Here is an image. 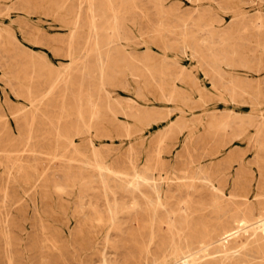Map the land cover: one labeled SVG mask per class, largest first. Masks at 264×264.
Returning <instances> with one entry per match:
<instances>
[{
	"label": "rangeland",
	"instance_id": "374dc122",
	"mask_svg": "<svg viewBox=\"0 0 264 264\" xmlns=\"http://www.w3.org/2000/svg\"><path fill=\"white\" fill-rule=\"evenodd\" d=\"M91 1L0 0V264H264V0Z\"/></svg>",
	"mask_w": 264,
	"mask_h": 264
},
{
	"label": "bare ground",
	"instance_id": "6f19581e",
	"mask_svg": "<svg viewBox=\"0 0 264 264\" xmlns=\"http://www.w3.org/2000/svg\"><path fill=\"white\" fill-rule=\"evenodd\" d=\"M89 1H91V0H89ZM93 1H94V0H93ZM106 1H107V0H106ZM91 2H92V1H91ZM96 2H98V1H96ZM101 2H103V1H101ZM109 2H110V0H109ZM116 2H117V1H116ZM118 2H119V1H118ZM106 4H107V3H106ZM94 5H95V4H94ZM110 5H111V4H110ZM117 5H118V3H117ZM102 6H103V5H102ZM89 7H90V6H89ZM98 7H99V6H98ZM106 7H107V5H106ZM113 8H114V7H113ZM118 8H119V6H118ZM109 9H110V8H109ZM111 9H112V8H111ZM89 10H90V9H89ZM89 10H88V11H89ZM92 10H93V9H92ZM99 10H100V9H99ZM107 10H108V9H107ZM90 11H91V10H90ZM100 11H101V10H100ZM111 12H113V11H111ZM92 13H93V12H92ZM110 14H111V13H110ZM103 15H106V14H103ZM107 15H108V14H107ZM116 15H117V13H116ZM116 15H115V16H116ZM91 16H92V15H91ZM92 17H93V16H92ZM92 17H90V18H92ZM116 18H117V17H116ZM112 19H113V18H112ZM89 21H90V20H89ZM105 21H106V20H105ZM110 21H111V20H110ZM91 22H92V21H91ZM103 22H104V21H103ZM92 23H94V22H92ZM92 23H91V24H92ZM109 23H110V22H109ZM101 24H102V23H101ZM110 24H111V23H110ZM93 26H94V25H93ZM102 26H103V25H102ZM104 26H105V25H104ZM100 27H101V26H100ZM111 27H112V25H111ZM91 28H92V27H91ZM91 28H90V29H91ZM96 28H97V27H96ZM93 29H94V27L92 28V31H93ZM103 29H104V27H103ZM98 30H99V29H98ZM80 31H81V30H80ZM95 31H96V30H95ZM82 32H83V31H82ZM90 32H91V31H90ZM80 33H81V32H80ZM84 33H86V32H84ZM95 33H96V32H95ZM80 35H82V34H80ZM91 36H92V35H91ZM110 37H111V36H110ZM75 38H76V37H75ZM77 38H78V37H77ZM81 38H82V36H81ZM101 38H102V37H101ZM104 38H105V37H104ZM108 38H109V37H108ZM90 39H91V37H90ZM82 40H83V39H82ZM88 40H89V39H88ZM98 40H99V38H98ZM91 41H92V40H91ZM100 41H101V40H100ZM102 42H103V41H102ZM105 42H106V41H105ZM82 43H83V42H82ZM90 43L92 44V42H90ZM97 44L99 45V43H97ZM97 44H95V45H97ZM95 45H94V46H95ZM104 45H106V44H104ZM106 46H107V45H106ZM97 48H98V47H97ZM97 48H96V49H97ZM108 48H109V47H108ZM108 48H107V49H108ZM105 49H106V48H105ZM89 50H90V49H89ZM94 50H95V49H94ZM108 50H109V49H108ZM90 52H91V51H90ZM90 52H89V54H90ZM103 52H104V51H103ZM91 56H92V55H91ZM98 56H99V57H98ZM100 56H101V51L99 50V51H98V54H97V57L100 58ZM97 57H96V58H97ZM82 58H83V57H82ZM82 58H81V59H82ZM89 58H90V57H89ZM91 58H92V57H91ZM87 59H88V58H87ZM84 60H85V59H84ZM89 61H90V60H89ZM84 67H85V66H84ZM85 68H89V67L87 66V67H85ZM82 70H83V69H82ZM221 80H222V79H221ZM58 82H59V81H58ZM58 82H56L55 84H52V85H56V86H57ZM54 88H55V86H54ZM52 89H53V88H52ZM50 94H51V93H50ZM86 97H87V96H86ZM86 97H85V98H86ZM89 97H90V96H89ZM81 101H82V100H81ZM88 101H89V100H88ZM87 103H88V102H87ZM83 104H84V103H83ZM83 104H82L81 102L78 103V105H79V108H78V109H79V110H78V114H79L80 117L84 116V112H85V111H84L85 107H83V106H84ZM85 105H86V104H85ZM89 107H90V106H89ZM86 108H87V107H86ZM88 109H89V108H88ZM98 113H99V112H98ZM67 143H68V142H67ZM68 144H69V143H68ZM72 144H73V143H72ZM65 145H66V144H65ZM76 150H77V149H76ZM76 152H77V151H76ZM143 174H145V173H143ZM139 175H140V174H139ZM143 177H144V176H143ZM138 178H139V177H138ZM140 178H141V177H140ZM140 178H139L138 180H141ZM135 179H137V178H135ZM148 179H149V177H148ZM144 181H148L147 178H146V180H144ZM149 181H150V180H149ZM149 181H148V182H149ZM148 182H147V183H148ZM142 184H145V183H142ZM131 185H132V184H131ZM135 185H136V184H135ZM135 185H134V186H135ZM147 185H149V183H148ZM136 187H137V186H136ZM138 187H139V186H138ZM176 215H177V214H176ZM230 256H231V255H230ZM228 257H229V256H228ZM208 258H210V257H208ZM228 259H229V258H228Z\"/></svg>",
	"mask_w": 264,
	"mask_h": 264
}]
</instances>
